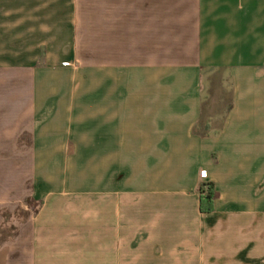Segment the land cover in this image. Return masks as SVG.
Listing matches in <instances>:
<instances>
[{
  "label": "crops",
  "instance_id": "0c3cea01",
  "mask_svg": "<svg viewBox=\"0 0 264 264\" xmlns=\"http://www.w3.org/2000/svg\"><path fill=\"white\" fill-rule=\"evenodd\" d=\"M50 6L0 29V214L41 203L0 223V264H259L264 0Z\"/></svg>",
  "mask_w": 264,
  "mask_h": 264
},
{
  "label": "rangeland",
  "instance_id": "374dc122",
  "mask_svg": "<svg viewBox=\"0 0 264 264\" xmlns=\"http://www.w3.org/2000/svg\"><path fill=\"white\" fill-rule=\"evenodd\" d=\"M101 2L104 0H0V29L1 28H9L10 24L12 23L13 20H17L18 23L22 24L20 26H18L19 30L21 29L22 32L19 31V33H24V29H25V25H23L25 23V21L27 19H35L36 21H40V19L47 17V13L49 12V7H51L50 5H54L55 3H65L67 9V13L69 14L70 17H72L71 14L74 13L75 18L80 19L81 18L85 21V23L88 24V20L90 17V2ZM78 14V15H77ZM80 14V15H79ZM74 18V17H72ZM81 19V20H82ZM40 23V22H39ZM83 29V28H82ZM7 33V32H6ZM3 38H7L6 40L3 41L4 44H9V35L6 34V37L4 36ZM89 29L88 26H84V31H83V38L81 41V52L83 55V58L85 60L88 61V50H89ZM23 78H19L18 79V86L20 87L21 82H25L26 81V75L23 74L22 75ZM35 78H36V74H35ZM217 76H214V81H217ZM10 78L8 77V75H5L3 73H0V83L3 82H9ZM4 85L1 84L0 87H3ZM19 91H21L19 89ZM5 92V91H3ZM217 92V91H215ZM24 140H27L26 137L22 138V141L24 142ZM21 141V140H20ZM21 141V142H22ZM8 154H3V162L5 161V156H7ZM23 158V159H22ZM25 157H21L20 155L18 156V161H25L24 159ZM2 174H3V183H4V177H6V174H8V171L6 170H2ZM16 208H14L13 204H7L5 206H3V208H1L2 213L0 214V218H1V224H6L7 221L10 220V216H15L16 214V219L17 222H24L25 221V208L26 205L28 204V208L32 209L34 211V213H36V211L38 210L39 206H40V202L38 200L35 199H29L26 198L24 195L19 196L17 203H16ZM12 206V207H10ZM259 264H264V258L259 260Z\"/></svg>",
  "mask_w": 264,
  "mask_h": 264
},
{
  "label": "trees",
  "instance_id": "16d2710c",
  "mask_svg": "<svg viewBox=\"0 0 264 264\" xmlns=\"http://www.w3.org/2000/svg\"><path fill=\"white\" fill-rule=\"evenodd\" d=\"M215 191L211 184H202L199 189V211L201 214L214 212Z\"/></svg>",
  "mask_w": 264,
  "mask_h": 264
}]
</instances>
